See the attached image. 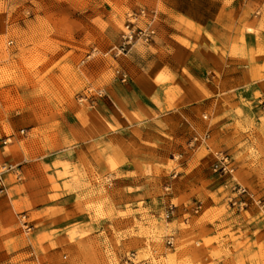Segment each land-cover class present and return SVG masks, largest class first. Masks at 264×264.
<instances>
[{
  "label": "crops",
  "instance_id": "0c3cea01",
  "mask_svg": "<svg viewBox=\"0 0 264 264\" xmlns=\"http://www.w3.org/2000/svg\"><path fill=\"white\" fill-rule=\"evenodd\" d=\"M159 5L153 42L113 59L128 80L107 79L106 96L97 99L95 110L65 114L71 120L62 121L59 131L73 144L61 157L28 144L23 149L18 142L8 151L0 146V163L16 165L21 174L20 179L6 174V192L0 193V264H39L45 246L65 242L68 230L87 222V215L66 205L70 199H61L74 194L58 178L55 163H70L82 186L90 170L117 164L123 177L113 183L144 192L141 172L179 157L176 163L193 175L184 179L193 178L197 186L217 178L212 155L199 157L201 146L189 142L190 136L208 132L215 147L232 151L236 159L264 137V109L256 103L264 94V19L246 13L244 0H160ZM177 174L170 173L169 188ZM22 211L36 217L29 235L20 226ZM245 211L251 219L239 211L238 220L205 225L208 249L221 251L213 264H264V221L256 207Z\"/></svg>",
  "mask_w": 264,
  "mask_h": 264
},
{
  "label": "rangeland",
  "instance_id": "374dc122",
  "mask_svg": "<svg viewBox=\"0 0 264 264\" xmlns=\"http://www.w3.org/2000/svg\"><path fill=\"white\" fill-rule=\"evenodd\" d=\"M244 1L246 13L254 16L259 10L257 16L264 19V0ZM159 2L0 0V146L10 137L5 144L7 151L11 144L18 146V142L23 149L28 144L47 156L61 157L62 150L73 144L68 133L59 131L62 121L71 120L65 114L95 110L97 99L106 96V80H119L115 73L118 68L113 66L116 57L109 50L117 41L126 14L149 8L158 15ZM90 88L92 91L86 94ZM81 94H86L87 100H79ZM205 135L208 132L193 134L189 142L195 136L200 139ZM263 138L259 137L255 148L247 149L237 159L232 151L215 147L211 138L204 141L205 146L195 142L201 146L196 152L199 157L212 155L211 171L215 153L230 155L235 167L234 180L254 198L243 209L228 201L230 192L224 187L229 180L227 174L212 171L217 179L193 186V178L183 177H192V172L176 163L180 162L179 157L155 170L141 172V177H145L144 192L113 183L123 177L117 164L90 170L91 177L82 186L70 163H55L61 169L58 178L65 179L64 187L74 194L61 199H70L66 205L87 215V222L81 228L68 230L65 242L45 246V258H38V263L123 264L122 256L136 251L140 258L150 257L152 264H213L212 259L220 256L221 251L215 246L208 249L206 224L233 222L240 219L236 216L239 211L244 212V219H251L245 211L250 206L258 209L264 221ZM242 160L249 163L239 164ZM172 171L178 174L167 189ZM81 187L88 190L76 192ZM205 187L212 192H205ZM57 197L55 194L50 199ZM196 202H201V209L193 213L191 207ZM170 203L175 211L166 217L165 209ZM30 219L34 223L36 217ZM169 235L174 237L172 246L166 243ZM31 258L35 260L34 255Z\"/></svg>",
  "mask_w": 264,
  "mask_h": 264
},
{
  "label": "built area",
  "instance_id": "2783aa9c",
  "mask_svg": "<svg viewBox=\"0 0 264 264\" xmlns=\"http://www.w3.org/2000/svg\"><path fill=\"white\" fill-rule=\"evenodd\" d=\"M259 10L256 11V14ZM158 19L157 11L155 9L149 8H139L136 10H131L126 14L124 19L122 29L118 34L116 43L110 48L109 52L114 57L122 56L130 52V50L136 45H149L153 42L156 36V22ZM117 77L120 81L125 82L128 78V74L121 70L116 69L115 71ZM92 89H87V93H90ZM86 94H81L79 100H87ZM256 103L262 109H264V94L259 95L256 98ZM205 118V116H203ZM24 130L21 129L20 133ZM208 135L203 138L193 137L191 142L204 143ZM10 141V137L4 139L2 143L5 145ZM234 161L231 159L230 155L225 152L215 153V159L212 164V171L220 175H228L229 180L224 183V187L229 189L230 195L228 201L232 206L243 209L247 206L249 200L254 201L253 194L249 192L244 186L236 182L233 178L234 172ZM8 173H13L16 179H20L21 174L18 167L9 162L3 161L0 163V193L6 192L5 175ZM169 188V185L166 186ZM264 207V205H263ZM201 209V202H196L192 205L191 211L197 213ZM173 204H169L165 209V216L169 217L174 214ZM19 222L21 229L26 235H29L33 230L32 220L29 218L25 211L18 213ZM174 237L169 235L167 237L166 243L169 246L173 245ZM123 264H152L150 257L140 258L136 251H128L122 256ZM5 264H11L6 262Z\"/></svg>",
  "mask_w": 264,
  "mask_h": 264
}]
</instances>
